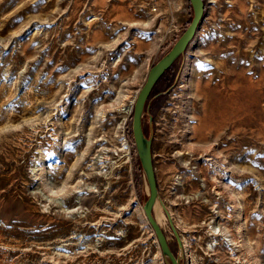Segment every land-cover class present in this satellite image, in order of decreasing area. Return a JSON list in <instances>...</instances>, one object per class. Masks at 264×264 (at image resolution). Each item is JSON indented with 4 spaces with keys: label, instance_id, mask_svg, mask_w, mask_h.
Here are the masks:
<instances>
[{
    "label": "rangeland",
    "instance_id": "374dc122",
    "mask_svg": "<svg viewBox=\"0 0 264 264\" xmlns=\"http://www.w3.org/2000/svg\"><path fill=\"white\" fill-rule=\"evenodd\" d=\"M203 2L142 128L180 264H264V0ZM190 17L188 0H0V264H165L131 111Z\"/></svg>",
    "mask_w": 264,
    "mask_h": 264
},
{
    "label": "water",
    "instance_id": "95a60500",
    "mask_svg": "<svg viewBox=\"0 0 264 264\" xmlns=\"http://www.w3.org/2000/svg\"><path fill=\"white\" fill-rule=\"evenodd\" d=\"M191 7V17L180 32V34L174 39L171 45L165 50L147 69L145 79L139 86L134 101L132 104L131 111V135L136 151V155L140 164L142 171L143 179L146 184L147 194L146 197L142 199L141 206L143 212L151 225L157 242L159 244L160 252L165 264H180L181 256V247L178 239V234L170 220V215L165 205L161 201L151 159V116L147 113L148 116V133L145 134L142 128V116L147 108L146 102L147 97L161 74L169 67L171 64L180 56L186 49L188 43L192 39L200 19L203 15L204 2L203 0H188ZM155 202H158L160 207L164 210V213L167 217L168 223L174 233L178 244V253L176 255L171 251L166 237L163 234L160 226L156 222L153 214V205Z\"/></svg>",
    "mask_w": 264,
    "mask_h": 264
},
{
    "label": "bare ground",
    "instance_id": "6f19581e",
    "mask_svg": "<svg viewBox=\"0 0 264 264\" xmlns=\"http://www.w3.org/2000/svg\"><path fill=\"white\" fill-rule=\"evenodd\" d=\"M225 112V111H224ZM193 115H195V114H193ZM206 120V119H205ZM209 120V119H208ZM210 122V121H209ZM217 122V121H216ZM223 122V121H222ZM202 123H203V120H202ZM210 124H212V123H210ZM210 124H208V126L210 125ZM218 124H219V122H218ZM202 125V124H201ZM204 125H205V123H204ZM206 126V125H205ZM213 126H215V125H213ZM198 128V127H197ZM201 130H202V128H200ZM198 130V129H197ZM192 132H193V130H192ZM201 133V132H200ZM194 134V133H193ZM197 134H198V131H197ZM188 136V135H187ZM182 151L179 149L178 150V153L180 154ZM186 163V162H185ZM184 163V164H185ZM189 163V162H188ZM160 205L158 204V202H155L154 203V205H153V207H154V213H155V220H156V222L159 224H162L163 222H164V219H165V217H164V214H163V212L161 211V208L159 207ZM217 228V227H216ZM216 229H215V226H214V228H213V226H212V232L211 233H213V234H219V232H216L215 231ZM166 237V236H165ZM167 239V238H166ZM216 243V242H215ZM212 245V244H211Z\"/></svg>",
    "mask_w": 264,
    "mask_h": 264
},
{
    "label": "trees",
    "instance_id": "16d2710c",
    "mask_svg": "<svg viewBox=\"0 0 264 264\" xmlns=\"http://www.w3.org/2000/svg\"><path fill=\"white\" fill-rule=\"evenodd\" d=\"M164 72H165V71H164ZM164 72H163V73H164ZM163 73H162V74H163ZM162 74H161V75H162ZM149 94H150V93H149Z\"/></svg>",
    "mask_w": 264,
    "mask_h": 264
}]
</instances>
